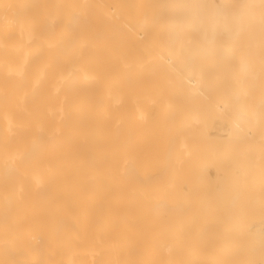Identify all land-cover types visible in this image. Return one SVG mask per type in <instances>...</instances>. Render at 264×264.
<instances>
[{"label":"bare ground","instance_id":"bare-ground-1","mask_svg":"<svg viewBox=\"0 0 264 264\" xmlns=\"http://www.w3.org/2000/svg\"><path fill=\"white\" fill-rule=\"evenodd\" d=\"M208 1L0 0V264H264L261 44Z\"/></svg>","mask_w":264,"mask_h":264},{"label":"rangeland","instance_id":"rangeland-1","mask_svg":"<svg viewBox=\"0 0 264 264\" xmlns=\"http://www.w3.org/2000/svg\"><path fill=\"white\" fill-rule=\"evenodd\" d=\"M234 1L235 0H219L217 4H213V2L208 1V2H206V3H204L202 5L203 6V11H204V13L206 15H209L211 13L213 14L211 21L202 22V25L205 23L212 30H214L216 34H218L219 32L223 33L222 37L214 38L215 41H219L220 42L219 44L215 45L216 49H218V48L224 49L225 48L224 47V42L233 40V38H234L233 31H235L234 30V26L238 25L237 22L234 21L235 18L233 19V17H235V12H233L231 10L225 11L223 9H219L218 5H221L223 3L232 4ZM255 3H258V4H256V6H257L256 9H254ZM249 5L251 7V11L247 12L245 16H250L251 17L250 22L248 24L246 22H241V23L239 22V25H242V26L246 27V29H244V32H249V37L247 38V40H249V42L252 39L254 40V38H252V36H250L251 33L257 32V34H258L257 40L259 41V44H261V45H259L260 49L258 48L260 50V51L258 50L259 59H258V63H257V73L259 74L258 82L260 84L262 83L261 86L264 87V0H250V4ZM255 22H257V24H258L257 25V30L255 28H253V24ZM188 23H192V22H188ZM221 25H223V28L220 29ZM246 25H248V26H246ZM187 31H188V29H187ZM192 31H196V30L192 29ZM211 53L212 54H208V55H213V54L214 55H223L224 54V52H220V51H218V52L212 51ZM263 94H264V91H263ZM257 98L260 101L259 110L260 111H264L263 99L259 98V97H257ZM260 118L262 119V123H261V126H257V134L255 135L256 137L253 138V140H251L250 142H248L247 146H248L249 152L251 154L250 157H251L252 163L254 165H256L257 167L264 168V115L263 116L259 115L258 119H260ZM229 166H230V163H229ZM229 178L231 179V177H229ZM229 178H225L224 179L223 187L227 186V182H229L228 181ZM228 185L229 186L226 187L227 190L224 193L223 198H225L227 200L228 199L231 200V202H232L231 210L228 213L232 214V212L234 211L233 210L234 207L232 205H233L234 199L237 197V195H236L237 192L234 191V189L230 188V184H228ZM262 194L259 195V196H261V198H260L261 200L264 199V194L263 195ZM257 196L258 195H256L255 197H257ZM259 196H258V198H259ZM254 198L252 197V199H250L252 204L255 201ZM263 201H262V203H263ZM247 205H249V204H247ZM256 205H257V203H256ZM260 205L258 206L259 210H261L260 212L252 211L253 216H252V214L249 215L252 219L254 218L253 220H249L250 222L251 221H255V219H258V220H261V221L264 222V209H263L264 208V204H260ZM246 213L248 215L247 211L243 212L242 214L246 216ZM247 223H244V224H247ZM232 224H235V223H232ZM232 224H230V225H232ZM234 227L235 226H233V228ZM235 229H237V228H235ZM235 229H233V230H235ZM262 236H264V234H262ZM262 239H264V238L261 237L260 241Z\"/></svg>","mask_w":264,"mask_h":264}]
</instances>
